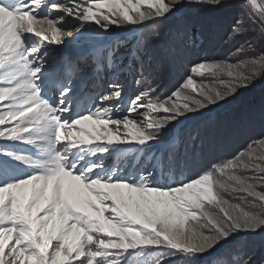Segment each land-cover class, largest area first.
<instances>
[{
	"label": "snow or ice",
	"instance_id": "1",
	"mask_svg": "<svg viewBox=\"0 0 264 264\" xmlns=\"http://www.w3.org/2000/svg\"><path fill=\"white\" fill-rule=\"evenodd\" d=\"M180 2L0 0V264H199L238 234L264 230V138L172 183L177 155L155 154L169 125L264 77V53L248 55L252 39L235 49V62L194 63L163 97L149 86L126 101L113 80L84 101L67 77L49 72L52 45L113 26L147 28ZM242 4L248 20L237 21L229 43L256 31L252 11L264 37V0ZM117 57L97 54L114 72Z\"/></svg>",
	"mask_w": 264,
	"mask_h": 264
},
{
	"label": "trees",
	"instance_id": "2",
	"mask_svg": "<svg viewBox=\"0 0 264 264\" xmlns=\"http://www.w3.org/2000/svg\"><path fill=\"white\" fill-rule=\"evenodd\" d=\"M224 3L225 7H212L194 0H181L166 21L148 22L149 27L139 26V30L131 25L113 26L111 33L122 32L114 42V51L122 58L115 61L119 68L117 74L111 77L105 73L99 92L108 91L106 85L118 80L129 87L126 101L149 86L163 97L180 86L194 63L223 61L230 57L235 62L237 57L233 53L245 40L252 39L255 44V51L248 55L264 53L261 21L255 11L251 12V20L255 21L256 31L229 43L230 30L237 21H247L248 17L242 0H224ZM87 63H80L81 69ZM123 66L126 70H121ZM89 88L87 92L81 90L87 94L86 99L95 94L93 83ZM188 116L190 118H181L183 123L168 126L163 132V143L155 153L161 155L171 151L177 155L180 167L173 171L169 183L194 178L201 169L231 159L253 141L264 138V77L247 88H240L226 100L203 109L202 114ZM168 259L172 264H184L183 257ZM225 259H239L240 264L245 261L264 264V230L238 234L230 245L214 255H205L199 264H219Z\"/></svg>",
	"mask_w": 264,
	"mask_h": 264
},
{
	"label": "rangeland",
	"instance_id": "3",
	"mask_svg": "<svg viewBox=\"0 0 264 264\" xmlns=\"http://www.w3.org/2000/svg\"><path fill=\"white\" fill-rule=\"evenodd\" d=\"M74 35H79V34L74 33ZM114 36L115 35L104 34L102 31L98 34L95 30H93L90 32H85L82 36H79V39H73L71 37L66 38L65 44L51 46L52 49L57 50L54 53L51 63L54 66H57V68L59 69L63 68L68 63L71 70L74 71V70H77L76 63L75 61H70V60H74V57L78 55L88 56L91 59V61L90 62L88 61V63L85 64L86 69L90 67V68H93L94 71H88V70H85L84 68V70H80L81 72L78 73V70H77L75 73H73V77H72L73 79L71 80L70 84H73V86L76 89H78L77 92H79L80 89L89 88L90 86L89 81L96 83L95 85L96 92L93 97H98L101 94L99 93V90H100L99 84L105 80V73H107L108 75H111L112 77L113 75L119 72L118 67H116V71L114 72L113 68L110 66V63L108 61H105L106 63L104 64V66H100V62L97 59V54L99 52H101L104 49L107 50L110 46L114 44L115 42V40L113 39ZM87 49H89L90 53L84 52V50H87ZM59 53L66 54L68 56L67 57L68 60H64V62H61V61L58 62L57 57ZM121 56L122 55H118L117 59L122 58ZM93 61H96L99 63L96 64ZM116 63L118 65V62ZM69 73H70V70H67L65 71L63 75L68 76ZM119 83L123 86V90L126 96L127 92L129 91V87L126 86L125 83H121V82ZM81 95L83 94H80V96Z\"/></svg>",
	"mask_w": 264,
	"mask_h": 264
},
{
	"label": "clouds",
	"instance_id": "4",
	"mask_svg": "<svg viewBox=\"0 0 264 264\" xmlns=\"http://www.w3.org/2000/svg\"><path fill=\"white\" fill-rule=\"evenodd\" d=\"M82 44H83V43H82ZM57 58H58V62H59V61L64 62V60H68L67 56H65L63 53H59ZM75 63H76V62H75ZM63 68H64V69H69L70 66H69V64L67 63V65H65ZM49 72H50V74H51V76H52L53 78H61V74H60V72H59L57 69H54V68L52 67V63H51V67H50V69H49ZM99 86H100V84H99ZM49 96H50L51 99H53V100L55 99V97H53L52 94H49Z\"/></svg>",
	"mask_w": 264,
	"mask_h": 264
},
{
	"label": "bare ground",
	"instance_id": "5",
	"mask_svg": "<svg viewBox=\"0 0 264 264\" xmlns=\"http://www.w3.org/2000/svg\"><path fill=\"white\" fill-rule=\"evenodd\" d=\"M77 58H76V65H77V68L78 69H81V67H80V63H83V62H86V61H88V59L87 58H84V57H81L80 55H78V56H76ZM84 69V68H83ZM85 70H88V71H94L93 70V68H88V69H86V67H85ZM91 85V84H90ZM90 87V86H89ZM90 90V88H87L86 89V91L85 92H87V91H89ZM84 92V93H85ZM85 96H87V94H84ZM194 175V174H193ZM192 176V175H191Z\"/></svg>",
	"mask_w": 264,
	"mask_h": 264
}]
</instances>
